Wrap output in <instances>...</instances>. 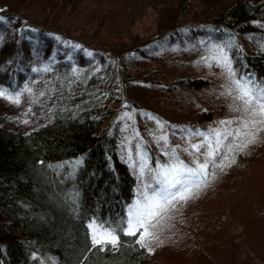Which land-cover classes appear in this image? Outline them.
Wrapping results in <instances>:
<instances>
[{"label": "trees", "instance_id": "16d2710c", "mask_svg": "<svg viewBox=\"0 0 264 264\" xmlns=\"http://www.w3.org/2000/svg\"><path fill=\"white\" fill-rule=\"evenodd\" d=\"M75 1L63 0V5ZM207 2L204 20L185 22L191 0H183L171 27L119 49L64 37L70 55L45 73L56 95L44 102L42 124L27 132L0 125V264H166L136 242L139 233L118 232L116 246H94L88 224L94 218L113 225L126 219L136 176L123 148L139 119L153 129L159 121L171 138L184 141L188 129L206 132L236 115L226 94V70L202 59L212 45L230 43L226 51L237 77L250 75L264 83V0ZM16 15L45 45H56L48 37L53 30ZM5 30L10 32L0 28V33ZM3 35L0 83L15 89L30 81L34 65L26 63L20 31ZM191 139L198 143L203 138ZM251 140L228 137L216 157L218 166H209L199 194L206 198L214 191L215 201H202L198 189L190 198L196 204L192 212L206 211L215 224L229 218V228H245L246 236L252 227L251 237L241 242L242 236L230 240L223 233L210 241L206 234H191L187 214L181 212L185 206L176 201L167 221L152 229L165 247L173 250L180 240L184 246L219 242L232 264H264V166L247 167ZM257 140L264 143V131L256 133L253 145ZM229 143L234 150H228ZM238 165L243 169L236 173L233 166Z\"/></svg>", "mask_w": 264, "mask_h": 264}, {"label": "rangeland", "instance_id": "374dc122", "mask_svg": "<svg viewBox=\"0 0 264 264\" xmlns=\"http://www.w3.org/2000/svg\"><path fill=\"white\" fill-rule=\"evenodd\" d=\"M181 1L183 2V0H76L74 6L65 7L63 0H0V28L10 30V32L2 31L0 37L2 38L3 34H14L20 31L26 63L34 65L31 69L28 83L17 84L15 89L6 88L0 83V89H7L12 94L22 91L26 86L31 89L30 92H22L19 104L0 97V125H6L16 132H27L42 124L46 111L44 102L56 95L54 86L48 82L45 73L52 70V68L48 67L49 65H52L55 61L63 62L65 60L62 59L70 55V52L62 45L65 36L74 41L80 40L82 43L98 44L111 49H119L127 44L140 43L176 23ZM208 6L207 0H191L188 12L184 16L185 22L194 23L204 20L205 14L208 12L206 9ZM2 13H10L11 16L3 18L1 17ZM17 13L45 29L53 30L49 32L50 35L48 37L52 40L55 39L56 45H45L42 37H35L34 34L37 33L32 28H29L26 23L22 22L20 17L16 15ZM4 19L7 22H4ZM179 19L183 18L179 15ZM60 55H62L61 58H59ZM51 58L53 59L52 61L50 60ZM38 60L41 61L40 64L37 62ZM34 68L40 70L33 71ZM45 68L48 71H43ZM40 93H43V95H40ZM139 121L137 122V124H140L139 128L133 131L131 139L127 138L123 148V155L130 163L136 176L135 194L130 204L136 199L137 188L140 184L138 168L132 166L133 162L137 161V145L146 150L150 157L151 166L155 167L157 159L161 162L167 159L162 154L164 142L158 141L159 136L167 135L170 147L179 144L181 148L177 149V152L186 163L191 161L192 156L183 152L182 148L188 147L190 143H195L191 138L187 141H183L180 138H171V134L164 130L159 123H157L158 129H153L142 119H139ZM159 130L161 131L159 132ZM252 140L249 147L251 156L248 157L247 167L255 170L264 166V164H261L262 159H260V157H264V143L261 144L257 140L253 145L254 141ZM151 146L152 150L150 149ZM129 154H131V159ZM194 155L198 154L194 153ZM252 166L254 167L252 168ZM233 167L236 173L242 172L243 166ZM145 180L147 181V176ZM199 192L200 189H198L197 194ZM207 193L209 194L206 198L199 194L202 201H215L214 191ZM191 197L192 195L188 199L177 201L180 208L185 206L181 212H186L187 214L184 221L186 220L185 223L192 226L190 227L192 229L191 234H196L199 237L206 234L210 241L213 236L218 237V235L223 233L226 235L225 239L230 240L237 238L236 234L237 236H242L241 242L247 241V237H251L249 232L252 231V227L247 229L246 236V232L243 231L245 228L237 227V225H232L229 228L227 222L229 218L226 219L223 225L221 223L224 221L219 222L220 224H215L214 222L217 220L206 216V211H202L199 215L197 212H192L194 211L192 208L196 204L194 205L192 199H190ZM200 202L199 206L203 203ZM169 207L154 221L156 225L167 221L170 213L168 211ZM190 213L192 214L190 215ZM174 228L178 230V226ZM151 231L153 232L152 229ZM154 236L147 239L144 244L147 245L151 256L163 259L161 261L166 262V264H232L230 258L226 257L224 250H219V242L213 245L212 242L206 241L204 244L201 242L194 246L186 242V247L180 240L179 244L175 245L172 250L165 247L157 235L154 234ZM224 244L226 245L225 242L223 246ZM216 247L217 249L215 250ZM187 248L193 253L194 257L187 256L184 253Z\"/></svg>", "mask_w": 264, "mask_h": 264}, {"label": "snow or ice", "instance_id": "6c2138e0", "mask_svg": "<svg viewBox=\"0 0 264 264\" xmlns=\"http://www.w3.org/2000/svg\"><path fill=\"white\" fill-rule=\"evenodd\" d=\"M76 47L80 46L76 45ZM231 47L230 43L214 44L211 47V54L208 57H202V59L209 63V66H211L210 61H215L218 66L226 70L229 80L226 94L232 97L233 103L230 107L236 115L232 119L220 121V127L210 128L206 132L199 129L194 131L188 129L186 140H190L191 137L203 138L199 143H190L188 147L182 148L183 152L192 156L188 163L181 159L177 152V149L181 148L179 144L174 147L169 146L167 135L158 137V141L164 142L162 154L167 159L164 162L157 159L155 167L151 166L146 150L137 145V161H134L132 165L138 168V179L140 180L136 199L127 206V218L115 225L95 218L90 221L88 228L94 246L102 244L116 246L119 242L118 232L129 236H137L139 233L136 242L143 245L147 239L154 236L151 231L156 227L154 221L169 206L174 205L175 201L188 199L194 189H199L204 179L209 175L210 165L218 166L215 164L216 157L228 137L255 139L257 132L264 131V83L257 82L250 75L237 77V72L232 67V60L226 51V48L230 49ZM39 70L33 69V71ZM43 71H48V69L45 68ZM30 91L31 89L27 86L15 94L9 93L7 89H0V97L19 104L22 92ZM124 115L131 119V114L125 113ZM149 118L152 117L149 116ZM158 123L160 122L158 121ZM232 124H236L237 127L234 130H229L226 126ZM227 147L229 151L234 150L231 143ZM236 147H240V145H236ZM194 153L198 155H194ZM129 158L131 159V154H129ZM146 176L147 181L145 180Z\"/></svg>", "mask_w": 264, "mask_h": 264}]
</instances>
